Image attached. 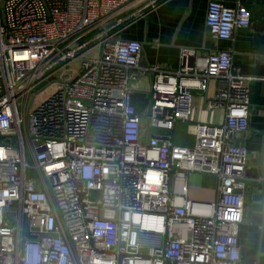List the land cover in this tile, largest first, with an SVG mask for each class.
<instances>
[{"label":"built area","instance_id":"obj_1","mask_svg":"<svg viewBox=\"0 0 264 264\" xmlns=\"http://www.w3.org/2000/svg\"><path fill=\"white\" fill-rule=\"evenodd\" d=\"M145 1L0 0V264H242L250 153L240 137L264 79L235 71L229 49L188 47L174 72L139 73L141 43L115 30ZM205 2L209 39L253 26L240 3ZM94 33L100 51L87 58ZM73 63L75 77L29 108ZM143 76L139 112L130 86ZM193 92L222 113L218 125L191 122ZM178 124L190 145L174 143ZM195 173L216 179L213 201L188 198Z\"/></svg>","mask_w":264,"mask_h":264},{"label":"crops","instance_id":"obj_2","mask_svg":"<svg viewBox=\"0 0 264 264\" xmlns=\"http://www.w3.org/2000/svg\"><path fill=\"white\" fill-rule=\"evenodd\" d=\"M219 1L230 8L240 3L251 13L253 26L247 30H237L231 42H216L205 35V0H146L139 5L146 6L141 12L142 15L127 19L115 30L122 29L115 38L137 40L141 43L139 73L154 65H158L162 71L174 72L179 65V49L188 47L197 50L204 48L211 52L229 49L235 71L264 79V0ZM133 11L121 17L127 18ZM143 77L149 83V77ZM145 93L140 90L133 91V104L139 112L144 111L148 104ZM250 104L249 130L240 137L243 145L249 150L250 161L246 172L248 181L245 185V217L239 237L243 252L242 264H264V170L261 164L264 81L251 85ZM179 127L184 128V125L176 126L175 136L178 135ZM182 140L187 145L191 143L188 138ZM216 186L217 181L212 176L190 174L187 177L188 198L193 201L211 202L215 199Z\"/></svg>","mask_w":264,"mask_h":264},{"label":"rangeland","instance_id":"obj_3","mask_svg":"<svg viewBox=\"0 0 264 264\" xmlns=\"http://www.w3.org/2000/svg\"><path fill=\"white\" fill-rule=\"evenodd\" d=\"M96 33L90 35L87 37L88 45L85 49L96 46L97 40L95 39ZM83 46V45H82ZM99 48L94 47V49L86 54L87 58H93L98 56L99 54ZM78 65L76 63H73L68 69H64L60 71L55 78L52 80L50 84H45L42 87H40L35 94L32 96V106L31 109H34L39 104L44 102L47 98H49L54 91L56 90V86L58 82H69L72 80L76 75ZM132 90H140L146 93H149L150 87L149 83L146 78L140 77L138 82L131 84L130 86ZM214 91V86L211 83L209 87V97L212 98ZM150 98V97H149ZM204 100V95L201 92H193L192 93V101H191V122L194 123H202V124H208V125H218L221 121L222 113L219 110H213V111H206L203 109L202 104ZM177 136H175L174 143L177 145H184L187 146L186 143L183 142L182 139H184L185 135V129L182 127H179L177 129ZM34 176V174H33ZM258 204H255L257 206ZM253 206V204H252ZM12 209V208H11ZM11 211V210H10ZM12 212V211H11ZM11 219V216L10 218ZM12 221V220H11Z\"/></svg>","mask_w":264,"mask_h":264},{"label":"water","instance_id":"obj_4","mask_svg":"<svg viewBox=\"0 0 264 264\" xmlns=\"http://www.w3.org/2000/svg\"><path fill=\"white\" fill-rule=\"evenodd\" d=\"M31 103H32V99H30V101H29V108H30V106H31ZM261 164H262V170H264V133H263V145H262V159H261ZM263 177H264V175H263Z\"/></svg>","mask_w":264,"mask_h":264}]
</instances>
